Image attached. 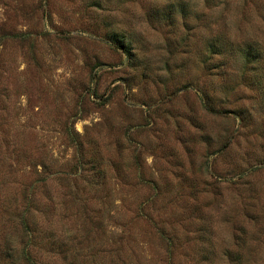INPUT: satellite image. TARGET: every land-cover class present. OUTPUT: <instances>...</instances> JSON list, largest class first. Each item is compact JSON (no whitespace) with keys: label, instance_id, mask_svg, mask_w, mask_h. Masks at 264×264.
Here are the masks:
<instances>
[{"label":"rangeland","instance_id":"rangeland-1","mask_svg":"<svg viewBox=\"0 0 264 264\" xmlns=\"http://www.w3.org/2000/svg\"><path fill=\"white\" fill-rule=\"evenodd\" d=\"M0 264H264V0H0Z\"/></svg>","mask_w":264,"mask_h":264},{"label":"trees","instance_id":"trees-1","mask_svg":"<svg viewBox=\"0 0 264 264\" xmlns=\"http://www.w3.org/2000/svg\"><path fill=\"white\" fill-rule=\"evenodd\" d=\"M123 44V42H121ZM124 49H126L127 52H129V49L125 47V45L123 46ZM248 59L249 60H252V59H255V56L254 57H251V54H248Z\"/></svg>","mask_w":264,"mask_h":264}]
</instances>
